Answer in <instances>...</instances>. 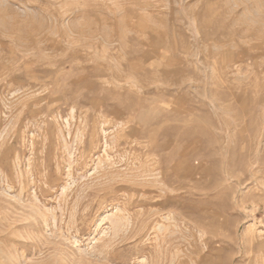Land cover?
Listing matches in <instances>:
<instances>
[{
  "label": "rangeland",
  "instance_id": "rangeland-1",
  "mask_svg": "<svg viewBox=\"0 0 264 264\" xmlns=\"http://www.w3.org/2000/svg\"><path fill=\"white\" fill-rule=\"evenodd\" d=\"M0 264H264V0H0Z\"/></svg>",
  "mask_w": 264,
  "mask_h": 264
},
{
  "label": "bare ground",
  "instance_id": "bare-ground-1",
  "mask_svg": "<svg viewBox=\"0 0 264 264\" xmlns=\"http://www.w3.org/2000/svg\"><path fill=\"white\" fill-rule=\"evenodd\" d=\"M206 4V3H205ZM210 14V13H209ZM205 16V15H204ZM210 16V15H209ZM205 26V25H204ZM154 30V29H153ZM216 31V30H215ZM230 34V33H229ZM233 35V34H232ZM214 36V35H213ZM211 37V36H210ZM48 78V77H47ZM238 106V105H237ZM157 122V121H156ZM178 130V129H177ZM180 131V130H179Z\"/></svg>",
  "mask_w": 264,
  "mask_h": 264
}]
</instances>
